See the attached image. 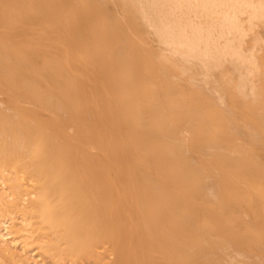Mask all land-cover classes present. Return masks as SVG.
Segmentation results:
<instances>
[{
  "label": "bare ground",
  "instance_id": "bare-ground-1",
  "mask_svg": "<svg viewBox=\"0 0 264 264\" xmlns=\"http://www.w3.org/2000/svg\"><path fill=\"white\" fill-rule=\"evenodd\" d=\"M263 42L264 0H0V205L79 259L264 264Z\"/></svg>",
  "mask_w": 264,
  "mask_h": 264
},
{
  "label": "rangeland",
  "instance_id": "rangeland-1",
  "mask_svg": "<svg viewBox=\"0 0 264 264\" xmlns=\"http://www.w3.org/2000/svg\"><path fill=\"white\" fill-rule=\"evenodd\" d=\"M82 5L83 4L81 3L77 4V6L79 7ZM243 45L248 47V52L259 51L258 45H255L251 38H248V40H244ZM89 76L90 75L87 72H84V77L88 78ZM214 77V75L208 76L206 78L207 84H210V82L214 80ZM1 97H3L2 94ZM68 131L73 133L74 129L70 127L68 128ZM183 134L184 136H187L188 132H184ZM92 150L96 151L95 148H92ZM6 173L11 175L13 174L11 170ZM22 183L24 189H34V184L29 178H24L22 180ZM0 187H2V184L0 185ZM3 187H6V185H3ZM24 196L17 200L14 197L11 199L13 202L17 201V205H12L9 208H3L2 205H0V220H4L6 218L5 216L14 217L10 219L8 223L9 225L14 224L13 227L15 228L11 229L14 230L13 236L15 238L17 237L18 240V243L16 244L8 241V244H10L11 246L7 250L3 251V253H0V264H106V262L112 261L116 258V255L113 252L110 243L108 242L97 246V248L95 249V254L82 259L67 254H58L53 250L42 248L40 245L42 236L35 230V218H32L30 213L23 212L24 206H29V199H27L29 198V196ZM245 216L247 217V215ZM13 221L15 223H13ZM27 222H29L30 224H27ZM0 223V228H2L0 229V233L2 231L6 232L7 230L1 226L3 222L0 221ZM26 224L29 228V232H27L25 236L27 238L28 245L24 247L22 243L25 238L23 237V233L19 229H21ZM16 228L18 229V232L16 231ZM48 237L50 239L53 238V234H48ZM59 245L60 249H63L66 243L63 240H60ZM223 250L224 254L230 260L235 261V264H244L245 262H249L252 260V257H240L239 249L230 242L224 245Z\"/></svg>",
  "mask_w": 264,
  "mask_h": 264
}]
</instances>
